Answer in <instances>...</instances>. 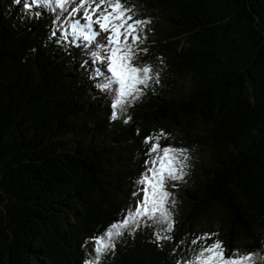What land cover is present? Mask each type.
<instances>
[{
    "label": "trees",
    "instance_id": "16d2710c",
    "mask_svg": "<svg viewBox=\"0 0 264 264\" xmlns=\"http://www.w3.org/2000/svg\"><path fill=\"white\" fill-rule=\"evenodd\" d=\"M28 3L0 0V264L92 259L86 241L134 207L145 138L161 131L188 157L167 189L172 239L142 225L100 264H183L206 233L225 255L264 256V0H126L151 21L136 62L159 82L115 120L96 45L63 39L67 13Z\"/></svg>",
    "mask_w": 264,
    "mask_h": 264
},
{
    "label": "snow or ice",
    "instance_id": "6c2138e0",
    "mask_svg": "<svg viewBox=\"0 0 264 264\" xmlns=\"http://www.w3.org/2000/svg\"><path fill=\"white\" fill-rule=\"evenodd\" d=\"M33 5L59 9L58 19L67 13V30L63 33V39L71 37L72 43L80 41L85 48L96 45V50L92 52L93 61L107 65L106 73L101 69L96 70V75L102 77L98 87L112 97V119H119L151 82H159V73L154 72L151 65L136 62L141 51L147 52L139 45L143 42L145 26L151 21L135 19V11L127 5L126 0H30L26 4L27 7ZM101 33L108 34L106 43L97 40ZM53 35L56 33L53 32ZM130 119L129 116L124 122L128 123ZM166 135L161 131L145 138L150 159L145 161L148 167L137 181L138 185H142L140 192L143 195L141 197L135 193L138 199L134 207H130L103 233L86 241L94 244L92 251L95 255L85 260L84 264H100L101 258L115 248L120 236L125 232H135L142 225L162 226L161 231L155 234L157 242L172 239L167 233L173 231L170 205L175 206L176 201L167 191V185L183 179L188 157L186 150L162 147L160 141ZM213 235L206 233L193 239L191 243L197 245L199 251L194 250L193 256L183 264H257V261L264 264V256L259 253L232 252L225 255L221 241L206 243Z\"/></svg>",
    "mask_w": 264,
    "mask_h": 264
},
{
    "label": "rangeland",
    "instance_id": "374dc122",
    "mask_svg": "<svg viewBox=\"0 0 264 264\" xmlns=\"http://www.w3.org/2000/svg\"><path fill=\"white\" fill-rule=\"evenodd\" d=\"M81 15H82V13H81ZM101 35V37H105V38H107V33H101L100 34ZM142 36H143V33H142ZM105 42H107V40H105ZM169 185H171V186H173L174 184H172V182H170L168 185H167V189H168V187H169ZM140 186L142 187V185H139V188H140ZM140 194H139V196H141L142 197V192H139ZM138 199V196L136 197V200ZM105 256H106V254H105ZM104 258V256L101 258V259H103Z\"/></svg>",
    "mask_w": 264,
    "mask_h": 264
}]
</instances>
